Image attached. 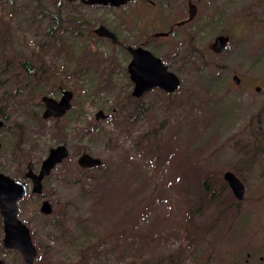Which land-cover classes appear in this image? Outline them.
Wrapping results in <instances>:
<instances>
[{
	"label": "rangeland",
	"instance_id": "rangeland-1",
	"mask_svg": "<svg viewBox=\"0 0 264 264\" xmlns=\"http://www.w3.org/2000/svg\"><path fill=\"white\" fill-rule=\"evenodd\" d=\"M187 1L171 0V39L150 47L180 89L136 99L127 52L90 34L106 23L121 42L136 39L130 7L0 0V172L24 181L28 162L37 171L51 148L69 150L43 196L25 181L29 195L18 203L34 264H112L121 256L127 264H264V0H192L195 19L177 27ZM220 35L229 41L214 54ZM21 58L36 78L14 76ZM64 90L73 93L70 111L42 119L41 98L58 100ZM100 110L107 118L97 121ZM82 152L101 167L80 169ZM226 172L244 185L243 200L228 186L220 199L201 200L199 182L217 187ZM42 200L51 215L41 214ZM3 235L0 215V264H25Z\"/></svg>",
	"mask_w": 264,
	"mask_h": 264
},
{
	"label": "water",
	"instance_id": "water-1",
	"mask_svg": "<svg viewBox=\"0 0 264 264\" xmlns=\"http://www.w3.org/2000/svg\"><path fill=\"white\" fill-rule=\"evenodd\" d=\"M39 1V0H37ZM70 2L75 0H68ZM87 5H111L119 7L130 0H82ZM196 8L190 6L189 21L194 18ZM182 25V24H181ZM99 37L112 39L113 43L117 42L116 36L106 29L104 26L95 30ZM229 41V37L220 35L214 40L211 50L214 54H219L223 51ZM131 55V61L127 66L129 78L133 83L132 97L140 99L152 89L159 88L167 94H173L180 89L181 81L179 77L169 71L163 64L160 58L153 55L148 50L143 48H127ZM233 82L238 85L239 78L233 76ZM257 90H259L257 88ZM73 94L69 91H64L59 101L44 96L41 102L45 106L42 114V119H59L71 107V99ZM104 118L103 112L98 111L95 119L97 121ZM3 122L0 121V128ZM1 147V144H0ZM69 156V150L66 145L61 144L48 151L47 156L41 162L38 173L34 172L32 162L27 164V173L25 178L31 181V193L41 195L43 180L48 177L56 166L60 165ZM77 164L82 169H94L102 165L99 158L89 154H82L77 161ZM223 179L231 190L234 198L237 201H242L244 198L245 187L242 182L232 173L226 172ZM28 195V190L24 182L15 180L0 173V215L3 221V240L2 244L5 249L17 251L23 258L25 264H34L37 256V250L33 245L29 228L18 218V202L25 199ZM40 212L44 215H51L52 206L49 201L45 200L41 203Z\"/></svg>",
	"mask_w": 264,
	"mask_h": 264
},
{
	"label": "flooded vegetation",
	"instance_id": "flooded-vegetation-1",
	"mask_svg": "<svg viewBox=\"0 0 264 264\" xmlns=\"http://www.w3.org/2000/svg\"><path fill=\"white\" fill-rule=\"evenodd\" d=\"M58 1V0H56ZM66 4H73V3H78L82 6H85V7H88V8H92L94 10H104V11H112V10H125L126 8L130 7L131 8V12H130V15H126L127 19L130 20V18H132L133 14H135V17L138 21V25L140 26V33L139 35L136 37V39H140V36L142 37V40H130V41H125V42H121L120 39H119V35L117 34V32H115L109 25H107L106 23L105 24H100L98 25L97 28H95L94 30H92L90 32V34L97 38V39H101V40H106L107 42H109L111 45L113 46H119V47H123L124 50L127 52V55L130 57V61H131V55L130 53L128 52L127 48L128 47H132V48H143L145 50H148L149 52H151L153 55L154 52L151 50V46L154 45V43L158 40V39H171V33L173 31V26L171 27V0H130L128 1L127 3H125L124 5H121L119 7H114V6H111V5H107V6H103V5H97V4H94V5H87V4H84L82 0H75V1H68V0H65ZM190 6H194L196 8V14L194 16V18L192 20L189 21V8ZM197 12H198V7H197V4L195 2H193L192 0H188L187 1V19L186 20H183L179 23H176L175 25L177 27H182V26H186L188 24H190L196 17L197 15ZM123 22L126 23V19L124 21L123 19ZM182 24V25H181ZM101 26H104L106 29H108L109 31H111L115 36H116V39H117V42L116 43H113L112 42V39L110 38H106V37H99L96 33H95V30H97L99 27ZM156 44V43H155ZM156 56V55H155ZM157 57V56H156ZM159 58V57H158ZM161 59V58H160ZM162 61V60H161ZM163 62V61H162ZM130 63V62H129ZM164 64V62H163ZM165 65V64H164ZM128 66V65H127ZM166 66V65H165ZM167 67V66H166ZM168 68V67H167ZM169 70V68H168ZM171 71V70H169ZM128 73V71H127ZM129 75V74H128ZM130 79V78H129ZM131 81V80H130ZM155 89H158L160 91H162L161 89L159 88H155ZM153 90V89H152ZM66 91V90H64ZM62 91L61 92V97H62V93L64 92ZM71 92V91H69ZM150 92V91H149ZM164 92V91H162ZM72 93V92H71ZM165 93V92H164ZM73 94V93H72ZM147 94V93H146ZM167 94V93H166ZM132 95V94H131ZM170 95V94H168ZM44 97V96H43ZM48 97V96H47ZM61 97L57 100L59 101L61 99ZM52 98V97H51ZM142 98V97H141ZM140 98V99H141ZM42 99V98H41ZM54 99V98H53ZM73 99V97H72ZM71 99V101H72ZM56 100V99H55ZM43 104V103H42ZM44 106V104H43ZM71 109V107H70ZM70 109L61 117L63 118L69 111ZM44 110H45V106H44ZM43 110V112H44ZM101 111V110H100ZM103 112V111H102ZM43 114V113H42ZM104 115V118L101 119V120H105L107 118V116L103 113ZM96 116V114H95ZM61 118L59 119H54V118H50V119H47V120H60ZM45 120V119H44ZM84 154L83 152L81 153V155ZM88 154V153H86ZM80 155V156H81ZM90 155V154H89ZM79 156V157H80ZM92 156V155H91ZM78 157V158H79ZM45 159V158H44ZM78 161V159H77ZM29 163V162H28ZM27 163V164H28ZM41 165V163H40ZM78 165V164H77ZM34 166V164H33ZM59 166V165H58ZM57 167V166H56ZM55 167V168H56ZM79 167V166H78ZM40 168V166H39ZM38 168V170H39ZM80 168V167H79ZM99 168V167H98ZM82 169V168H80ZM95 169V168H94ZM27 165H26V173H27ZM38 170L35 171V166H34V172L35 173H38ZM82 170H91V169H82ZM54 171V170H53ZM52 171V172H53ZM51 172V173H52ZM1 173V172H0ZM25 173V174H26ZM3 174V173H2ZM25 174L23 176V180H18V181H21V182H24L26 184L25 181H29L31 183V181L29 179H26L25 178ZM5 175V174H4ZM7 176V175H6ZM50 176V175H49ZM48 176V177H49ZM11 178V177H10ZM47 178V177H46ZM45 178V179H46ZM13 179V178H12ZM44 179V180H45ZM16 180V179H15ZM43 180V182H44ZM43 182H42V185H43ZM27 187V186H26ZM31 187H32V184H31ZM28 190V188H27ZM30 193H31V189H30ZM43 194V189H42V193L41 195ZM28 195H29V190H28ZM27 195V197H28ZM31 195L33 196H38V197H41V195H35V194H32ZM43 196V195H42ZM26 197V198H27ZM23 200V199H22ZM21 200V201H22ZM45 201V200H42V202ZM48 201V200H47ZM41 202V203H42ZM19 203V202H18ZM41 207V206H40ZM42 214V213H41ZM44 215V214H43ZM46 216V215H45ZM19 218V217H18Z\"/></svg>",
	"mask_w": 264,
	"mask_h": 264
},
{
	"label": "trees",
	"instance_id": "trees-1",
	"mask_svg": "<svg viewBox=\"0 0 264 264\" xmlns=\"http://www.w3.org/2000/svg\"><path fill=\"white\" fill-rule=\"evenodd\" d=\"M54 19H57L56 16H52V20L53 22L55 23ZM53 31V30H52ZM51 31V32H52ZM15 63V67L13 69H11V71H13L14 73V76L17 77L18 75V72H22L23 74H25L27 77L29 78H36V75L37 73L33 70L34 67L32 66V64L28 61V60H25V59H18ZM12 62H10L9 65H11ZM40 78V77H39ZM39 82L41 81V79H38ZM1 118L3 119H7V117L1 115ZM101 167V166H100ZM198 188L200 189L201 191V197L200 198L201 200H207L208 202H212V201H216L218 199H220V195L222 194V192H224L226 189H227V184L225 183V181H222V183L220 185H218L217 187L213 186V183L210 182V180H202L199 182L198 184ZM98 250H93V255L96 257V256H99V248L96 247ZM133 251L132 250V247H128L126 252H127V255ZM161 255V254H160ZM153 257V256H152ZM129 258H132V255L129 257ZM140 257H136V258H133V259H137L139 260ZM147 263V261L145 262ZM143 263V264H145ZM112 264H127L126 260H124V258L121 256L120 258H118L115 262H113ZM140 264V263H138Z\"/></svg>",
	"mask_w": 264,
	"mask_h": 264
}]
</instances>
